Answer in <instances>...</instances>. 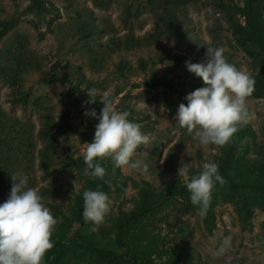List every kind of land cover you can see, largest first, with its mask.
Returning <instances> with one entry per match:
<instances>
[{
	"label": "rangeland",
	"instance_id": "rangeland-1",
	"mask_svg": "<svg viewBox=\"0 0 264 264\" xmlns=\"http://www.w3.org/2000/svg\"><path fill=\"white\" fill-rule=\"evenodd\" d=\"M245 6L0 0V22H15L0 40V204L17 172L43 197L58 223L42 264H264V97L246 98L250 119L223 146L193 140L175 118L184 97L205 86L185 62H203L207 47H223L229 63L259 75L264 44L242 47L231 30L235 23L248 31ZM259 6L264 19V0ZM90 89L97 100L87 104ZM105 96L150 137L132 157L147 172L98 158L104 178L84 174V144L98 123L84 113L99 115ZM181 160L189 177L216 162L226 180L215 185L204 216L177 176ZM99 189L110 200L103 222H78L83 192Z\"/></svg>",
	"mask_w": 264,
	"mask_h": 264
},
{
	"label": "clouds",
	"instance_id": "clouds-1",
	"mask_svg": "<svg viewBox=\"0 0 264 264\" xmlns=\"http://www.w3.org/2000/svg\"><path fill=\"white\" fill-rule=\"evenodd\" d=\"M224 51L223 47H207L203 62H185L187 70L201 78L205 86L184 97L187 105H179L175 118L179 126L202 145L227 144L239 130L238 126L247 124L250 119L246 98L254 90V78L229 63ZM87 94L89 100L85 103H95L94 90L90 89ZM100 101L103 107L99 115L95 109L84 113L98 120L92 141L84 144V174L93 179L104 178L106 169L98 158H111L116 167L147 172L148 165L133 161L132 157L139 146L151 144L150 137L141 131L139 123L128 119L127 111H116L107 96ZM177 176L183 178L190 202L199 206L201 216L208 211L215 185L226 183L218 164L211 161L203 163L198 175L189 177V167L181 160ZM11 181L8 198L0 204V264H42L46 252L54 247L51 237L58 220L44 205L38 191L28 186L24 173L11 174ZM73 184L75 186V181ZM109 209V196L103 191L83 192L82 216L86 223L100 225ZM228 239L225 238V243Z\"/></svg>",
	"mask_w": 264,
	"mask_h": 264
},
{
	"label": "trees",
	"instance_id": "trees-1",
	"mask_svg": "<svg viewBox=\"0 0 264 264\" xmlns=\"http://www.w3.org/2000/svg\"><path fill=\"white\" fill-rule=\"evenodd\" d=\"M260 0H246V6L244 9V17L246 22V27L248 31H245V27L240 24H231L232 34L236 38L238 44L242 47H246L249 44H256L261 46L264 44V19L259 6ZM15 25L13 20H7L0 22V40L3 38ZM253 55V52H249ZM254 90L250 97L258 99L264 97V66L260 69L259 75L254 77ZM42 134L46 137L50 135L49 131L43 130ZM101 190V189H99ZM103 190V189H102ZM101 190V191H102ZM83 199L80 201L79 206L76 211V220L80 223L83 222ZM83 247L87 250L97 254L100 257L110 258L107 254L103 253L101 250L95 248L86 240L83 242Z\"/></svg>",
	"mask_w": 264,
	"mask_h": 264
}]
</instances>
